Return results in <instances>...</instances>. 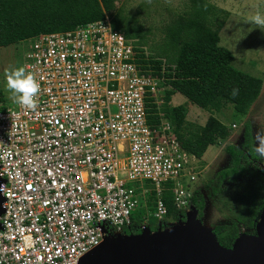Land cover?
<instances>
[{
  "label": "built area",
  "instance_id": "1",
  "mask_svg": "<svg viewBox=\"0 0 264 264\" xmlns=\"http://www.w3.org/2000/svg\"><path fill=\"white\" fill-rule=\"evenodd\" d=\"M22 43L40 91L35 109L0 103V264H79L140 208L142 229L150 217L171 225L167 190L189 212L200 159L182 148L164 79L134 42L106 16Z\"/></svg>",
  "mask_w": 264,
  "mask_h": 264
},
{
  "label": "trees",
  "instance_id": "2",
  "mask_svg": "<svg viewBox=\"0 0 264 264\" xmlns=\"http://www.w3.org/2000/svg\"><path fill=\"white\" fill-rule=\"evenodd\" d=\"M190 1L189 11L167 25L165 40L153 48L154 55L146 59L141 48L142 27L121 14L115 5L116 0H0V48L20 44L40 34L72 30L79 25L104 20L107 15L113 28L134 42L141 53L142 64L150 67L154 76L164 79L167 102L164 111L175 126L182 148L202 159L209 147L232 135L214 113L231 105L235 115L246 117L259 99L264 81L234 67L233 53L220 45V33L230 14L205 0ZM233 88L238 89L235 96L232 95ZM176 94L211 113L205 126L187 121V107L169 106ZM243 136V149L232 145L225 148L233 161L232 167L220 171L208 184L213 195L221 198L227 182L239 177L250 179L238 186L240 192L236 196L229 198L235 220L214 228L217 240L225 248L232 247L241 235V227L251 231L250 234L254 233L255 221L264 207V169L261 167L264 160L256 156L250 122L244 124ZM163 200L168 212L166 224L186 219L185 212L176 207L171 191L164 192ZM191 206L199 211L198 218L203 219L207 202L199 190L194 192ZM150 211H154L152 204ZM145 216V209H138L124 233H141ZM150 222V229L157 231L159 226L155 218L150 217Z\"/></svg>",
  "mask_w": 264,
  "mask_h": 264
},
{
  "label": "rangeland",
  "instance_id": "3",
  "mask_svg": "<svg viewBox=\"0 0 264 264\" xmlns=\"http://www.w3.org/2000/svg\"><path fill=\"white\" fill-rule=\"evenodd\" d=\"M205 2L218 10H223L233 15L232 19L229 17L220 33V45L233 53L235 58L234 67L264 81V28L251 22V16L255 15L256 9L260 11V14L264 15V10L260 9L264 6V0H205ZM115 5L117 9L121 10V14L133 24L142 27V37L144 38H142L141 48L144 50L143 53L147 59L148 56L154 55L155 50L153 48L159 46L165 40V28L167 25L177 16L188 12L191 7V1L116 0ZM25 47H27V44L20 43L0 48V95L3 99L0 103L3 106L13 104L5 89V73L14 67L22 65V51ZM171 99L169 106L187 107L189 112L187 121L199 126H205L211 113L190 103L181 94L174 95ZM166 103L164 97L163 110ZM214 116L230 129L232 135L229 139L219 140L214 146L209 147L203 158L200 159V174L196 177V182L191 184L192 188L199 190L206 199L207 208L202 221L204 225L213 230L218 225L231 224L235 220L229 198L230 196H236L235 194L240 192L238 186L246 184L250 179L249 177H239L234 181L227 182L224 185L221 198L213 195L208 184L220 171L229 169L233 165L231 157L225 151L226 146L232 145L237 149L244 148L243 135L246 122H250L252 125L254 147H256L258 135L264 133V83L259 99L252 106L246 117L235 115L234 107L231 105L227 106L222 112H215ZM260 138L264 139V136H260ZM256 156L261 159L257 154ZM225 203L228 206H225ZM150 224L151 222H149V226ZM169 226L171 225L166 227ZM241 228L243 230V227ZM250 232L247 230L244 235H252Z\"/></svg>",
  "mask_w": 264,
  "mask_h": 264
},
{
  "label": "water",
  "instance_id": "4",
  "mask_svg": "<svg viewBox=\"0 0 264 264\" xmlns=\"http://www.w3.org/2000/svg\"><path fill=\"white\" fill-rule=\"evenodd\" d=\"M3 203L0 193V217ZM198 215L192 206L185 220L155 232L146 227L137 235L109 236L105 230L102 244L79 264H264V207L255 221V233L240 235L231 248L223 247Z\"/></svg>",
  "mask_w": 264,
  "mask_h": 264
},
{
  "label": "clouds",
  "instance_id": "5",
  "mask_svg": "<svg viewBox=\"0 0 264 264\" xmlns=\"http://www.w3.org/2000/svg\"><path fill=\"white\" fill-rule=\"evenodd\" d=\"M256 25L264 28V15L257 13L252 17ZM5 89L8 92L9 99L17 105L35 109L37 104V95L40 91V82L33 73L26 71L24 66L14 67L5 73ZM238 89H232V95H236ZM264 133L258 135L255 147L256 154L264 159ZM0 191H4V186L0 185Z\"/></svg>",
  "mask_w": 264,
  "mask_h": 264
},
{
  "label": "crops",
  "instance_id": "6",
  "mask_svg": "<svg viewBox=\"0 0 264 264\" xmlns=\"http://www.w3.org/2000/svg\"><path fill=\"white\" fill-rule=\"evenodd\" d=\"M260 9H263L264 10V6L262 7V8H260ZM259 9V10H260ZM260 11H257V9H256V12H255V15L257 14V13H259ZM233 18V15H230V19H232ZM251 18H252V16H251ZM177 95V94H176Z\"/></svg>",
  "mask_w": 264,
  "mask_h": 264
}]
</instances>
